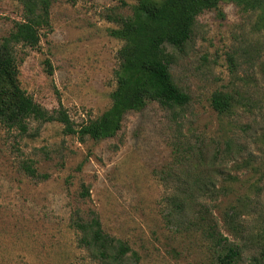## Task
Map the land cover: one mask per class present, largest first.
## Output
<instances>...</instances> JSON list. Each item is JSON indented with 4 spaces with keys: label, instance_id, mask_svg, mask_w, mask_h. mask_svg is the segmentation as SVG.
Wrapping results in <instances>:
<instances>
[{
    "label": "rangeland",
    "instance_id": "rangeland-1",
    "mask_svg": "<svg viewBox=\"0 0 264 264\" xmlns=\"http://www.w3.org/2000/svg\"><path fill=\"white\" fill-rule=\"evenodd\" d=\"M32 1L40 7L39 0H0V41ZM136 1L50 0L38 44L15 46L21 87L46 110L64 109L75 125L100 115L111 102L121 46L107 30ZM169 50L171 74L190 97L183 108L150 102L100 141L66 134L57 121L30 118L25 131L0 122V264H97L69 226L76 210L95 212L106 232L125 241L136 253L126 254L128 264H209V240L167 215L178 181L199 172L228 187L205 201L223 234L245 247L241 263L255 254L246 236L264 234V0L254 9L222 1L197 17L181 49ZM215 92L232 97L230 113L211 106ZM188 146L199 155L193 162ZM24 161L47 178L27 175ZM234 206L241 233L222 225Z\"/></svg>",
    "mask_w": 264,
    "mask_h": 264
},
{
    "label": "trees",
    "instance_id": "trees-1",
    "mask_svg": "<svg viewBox=\"0 0 264 264\" xmlns=\"http://www.w3.org/2000/svg\"><path fill=\"white\" fill-rule=\"evenodd\" d=\"M222 1L234 2L241 9L262 6V0H137L129 15H118L117 25L107 30L109 36L121 42L113 72L115 86L110 92L111 102L100 115L79 125H75L62 108L53 111L43 108L20 85L15 46L35 47L40 39V28L47 29L50 25V0H39L40 7L36 1L30 2L27 8L29 15L15 21L13 30L0 41V122L8 128L17 127L25 131L30 118L57 121L66 134H73L79 140L87 137L100 141L117 134L127 113L142 110L150 102H157L171 111L183 108L190 97L171 74L173 55L169 48L181 49L190 38L197 17L205 11L218 9ZM45 62L51 73L49 61ZM232 101L229 94L215 92L211 106L219 114H228ZM198 157L197 152L188 146L187 160L193 162ZM21 167L30 177L45 179L48 176L38 173L30 161H24ZM212 167L210 165V171ZM199 173H195L197 176L187 173L193 179L183 178L181 182L178 178L180 194L174 193L168 199L167 215L175 217L178 224L187 222L188 229L200 231V235L209 240V264H243L245 247L223 234L212 214L213 209L205 201L207 197L215 200L228 187L221 185L217 188L212 172L198 177ZM80 194L85 196L88 190L82 187ZM222 220V225L229 231L242 232L235 206L222 213ZM69 226L76 235L77 246L86 250L89 258L97 264H128L126 254L136 255L125 241L103 229L95 212L90 211L85 217L80 211H74ZM249 235L246 238L256 248L246 264H264V234L255 239Z\"/></svg>",
    "mask_w": 264,
    "mask_h": 264
}]
</instances>
